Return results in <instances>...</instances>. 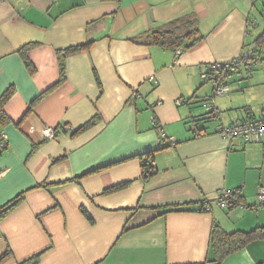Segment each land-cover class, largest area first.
<instances>
[{
    "label": "crops",
    "instance_id": "1",
    "mask_svg": "<svg viewBox=\"0 0 264 264\" xmlns=\"http://www.w3.org/2000/svg\"><path fill=\"white\" fill-rule=\"evenodd\" d=\"M187 13L203 35L190 49L175 55L130 40ZM263 30L264 0H0V95L14 88L4 105L0 207L24 194L0 218V264L40 251L36 264H264V238L218 259L212 237L214 221L225 231L264 230L255 202L264 133L245 143L213 132L218 122L264 117V108L260 116L250 109L264 96L245 94L247 81L236 84L245 92L229 94L237 88L227 79L228 91L211 101L219 121L197 119L213 94L204 88L208 64L253 48ZM88 41L65 55L56 83L58 50ZM26 44L33 71L18 51ZM96 112L101 119L76 132ZM146 152L155 170L147 178ZM223 189L257 210L218 207ZM204 199L208 212L196 207ZM182 203L193 209L159 213Z\"/></svg>",
    "mask_w": 264,
    "mask_h": 264
},
{
    "label": "trees",
    "instance_id": "2",
    "mask_svg": "<svg viewBox=\"0 0 264 264\" xmlns=\"http://www.w3.org/2000/svg\"><path fill=\"white\" fill-rule=\"evenodd\" d=\"M203 38V35L200 33L198 29V24H197V18L195 14L193 13H187L182 16H179L173 20H170L166 23H164L162 26L157 27L155 29H147L132 38L130 40L136 44H142V45H156L161 48H166V49H172L175 52V48L183 50H187L192 48L194 45H196L197 42H199ZM91 41H88L82 45H71L66 48H64L63 52L61 50H58V71H59V79L57 80L56 83H61L65 79V61L64 57L66 54L70 52H74L77 50H80L81 48L87 47ZM30 45L26 44L19 48V53L20 56L22 57V61L25 64L26 68L30 71H33V64L29 60L26 51L27 48ZM264 49V30L254 39L253 41V48L249 49L252 51V58L250 61V64L247 68V71L250 73L251 72V66L255 61V56L260 55V53ZM248 50V51H249ZM247 52V51H245ZM245 52L242 53L241 55L236 56L235 58L232 59V63L229 65V67H226V76H228L231 73H234V71L239 69V67L244 66L242 64L243 62V57L245 56ZM244 69V68H243ZM249 69V70H248ZM245 70V69H244ZM238 72V71H237ZM247 72V73H248ZM14 92V88L11 86H8L0 95V141L3 142L1 132L2 129L9 123L11 122L10 117L5 113L4 111V105L5 103L9 100L11 95ZM31 106L26 110V112L22 115L21 119L16 123L17 125L22 121L25 116L31 111ZM202 106V102H201ZM193 118V117H192ZM219 117L217 116V111H204L199 114V117L197 119L202 122H211L212 120L214 121H219ZM101 119V116L98 112L95 113L93 117H91L87 122H85L83 125H81L76 132L83 131L84 129L90 127L93 125V123L97 122L98 120ZM237 121V120H236ZM235 121H232L233 123ZM230 123V124H231ZM228 124V125H230ZM227 126L224 124H221L220 122L217 123V126ZM217 126L214 127L213 132L218 133L219 130H217ZM191 130L193 131L194 135H199L202 131L199 130L197 127H191ZM2 139V140H1ZM6 148V145H3L0 147V152L3 151ZM35 148V145H32V149ZM145 155L142 159V168H143V174L144 177L147 178L153 174L155 171L153 169V165L150 161V157L148 156V152L144 153ZM141 156V155H140ZM48 183H40L36 185V187H47ZM124 185V184H123ZM118 185H114V190L118 189ZM263 188V187H259ZM111 190V189H110ZM110 190H105V192H110ZM226 190V189H223ZM222 190H219L217 197L214 199V204L217 205L220 208L230 210L232 208L239 207L240 208H248L251 209L253 208L252 205H247L240 194L239 190L237 189H230V196L228 198H225V206H222L218 202L220 200H223L221 198L222 195ZM24 198L23 192L19 193L18 195L14 196L7 202H5L1 207H0V218L6 216L12 209H14L19 203L22 202ZM257 199V197H256ZM219 200V201H218ZM258 201V200H257ZM211 201L208 199L201 200L200 202H197V210L201 212H208L211 209ZM193 203H182V204H169V205H162L158 207L160 210V214H166L171 211H189L193 209L191 207ZM258 206L263 207L259 202ZM257 207V206H256ZM264 208V207H263ZM254 209V208H253ZM257 210V209H254ZM212 237H213V243L216 247V251H218V259H221L224 257L227 253H231L241 247H243L246 243H248L252 239H257V238H264V230L262 225H257L255 227H251L248 230H241V229H236L233 231H225L223 228L220 227V225L214 221L213 223V228H212ZM50 247V246H49ZM42 252L40 251L39 253L33 255L29 259L22 260L19 262V264H36L39 260L40 254Z\"/></svg>",
    "mask_w": 264,
    "mask_h": 264
},
{
    "label": "built area",
    "instance_id": "3",
    "mask_svg": "<svg viewBox=\"0 0 264 264\" xmlns=\"http://www.w3.org/2000/svg\"><path fill=\"white\" fill-rule=\"evenodd\" d=\"M175 52L178 54L181 52V49L177 48ZM252 57V51H247L245 56L242 58V64H244V66H248ZM232 62L233 61L231 60V62H212L208 64V71L206 74H204V79L211 82L213 94L211 96H207L205 100L202 101V106L206 111H214L213 105L211 104V101L213 100L212 96H219L228 91L229 85L226 81V67H229ZM217 130H219L218 134L224 138L239 137L243 142L258 141L260 136L264 133V117L251 118L243 121L237 120L227 126H217ZM46 131L48 136H53V131L51 128H47ZM2 146L3 143L0 141V147ZM221 192V198L223 200H218V203L222 206H225L224 199L230 196V191L222 190ZM256 197L258 202L264 207V188L258 189Z\"/></svg>",
    "mask_w": 264,
    "mask_h": 264
},
{
    "label": "rangeland",
    "instance_id": "4",
    "mask_svg": "<svg viewBox=\"0 0 264 264\" xmlns=\"http://www.w3.org/2000/svg\"><path fill=\"white\" fill-rule=\"evenodd\" d=\"M228 61L231 62V59H229ZM224 62H227V61H224ZM219 63H221V62H219ZM246 68H248V66H246ZM251 73L252 74L248 75L247 72H245L243 69H241V72H235V73L229 74V76H227V79L230 80L231 86L233 85V87L237 88V89L231 90L233 92L230 93L231 92L230 91L229 94H238V93L241 94V93L245 92V90L243 92H241L242 89L237 87L236 84L238 83V81H247L246 85H248V86L247 87L245 86L244 89H247L248 91L245 92V94L251 95V94H253V91H256V92L259 91V93L262 95V97L264 96V49L260 53V55H256L255 56V61H254V63L251 66ZM202 82L204 83L203 80H202ZM204 88H208L210 90L209 95H211V93H212V85L209 82L208 83L206 82L204 84ZM242 98L245 100V97H242ZM247 103H251V102L247 101ZM262 108H264V101L262 103H260V104L254 105L253 107H250V109H252V111H254V113L257 116L261 115L260 111H261ZM204 110L205 109H201L200 108L201 113L204 112ZM243 115L238 114V116H243ZM212 121H214V120H212ZM212 123H214V122H212ZM45 133L48 136L47 131H45ZM245 143H248V142H245ZM250 143H252V142H250ZM255 202H256V204H258L257 199H256ZM223 210L227 211V209H223Z\"/></svg>",
    "mask_w": 264,
    "mask_h": 264
},
{
    "label": "clouds",
    "instance_id": "5",
    "mask_svg": "<svg viewBox=\"0 0 264 264\" xmlns=\"http://www.w3.org/2000/svg\"><path fill=\"white\" fill-rule=\"evenodd\" d=\"M251 119V118H250ZM247 120V119H246ZM232 138V137H231ZM239 138V137H238ZM229 139V138H228ZM241 139V138H240ZM242 140V139H241Z\"/></svg>",
    "mask_w": 264,
    "mask_h": 264
}]
</instances>
